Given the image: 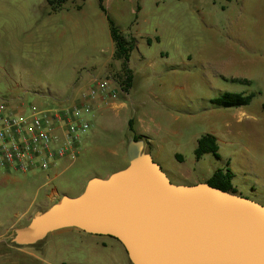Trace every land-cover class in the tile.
Wrapping results in <instances>:
<instances>
[{
	"label": "rangeland",
	"instance_id": "rangeland-1",
	"mask_svg": "<svg viewBox=\"0 0 264 264\" xmlns=\"http://www.w3.org/2000/svg\"><path fill=\"white\" fill-rule=\"evenodd\" d=\"M19 1L30 14L37 13L38 22L8 29L0 14L1 99L13 107L18 101L10 98L17 97L24 98L25 106L53 107L44 96L8 93L12 78L23 85L41 82L53 97L79 79L76 71L104 78L100 49L111 45L109 31L97 29L85 41L62 40L57 37L61 23L46 19V0ZM73 1L81 2L68 0L66 5ZM115 1L105 8L121 32L131 31L138 41L130 61L134 85L127 96L121 95L129 109L119 116L105 115L116 123L92 128L74 160L65 158L48 170L27 173L0 168V251L11 257L8 263L20 257L6 247L13 245L15 229L64 194L78 196L89 179L106 178L128 165L132 118L135 130L140 121L153 126L149 121L154 120L161 127L154 146L146 145V150L173 184L194 185L218 170H230L237 194L264 206V0ZM83 4L89 17L100 13L99 0ZM71 53L69 61L66 55ZM227 92L253 99L241 108L212 103ZM206 135L217 139L219 156L208 153L197 159L198 141ZM64 244L69 264H119L109 250L87 254L77 240Z\"/></svg>",
	"mask_w": 264,
	"mask_h": 264
},
{
	"label": "water",
	"instance_id": "water-1",
	"mask_svg": "<svg viewBox=\"0 0 264 264\" xmlns=\"http://www.w3.org/2000/svg\"><path fill=\"white\" fill-rule=\"evenodd\" d=\"M126 154V168L64 194L15 229L11 243L34 246L76 228L116 239L131 264H264L263 205L206 182L173 184L134 136Z\"/></svg>",
	"mask_w": 264,
	"mask_h": 264
},
{
	"label": "crops",
	"instance_id": "crops-1",
	"mask_svg": "<svg viewBox=\"0 0 264 264\" xmlns=\"http://www.w3.org/2000/svg\"><path fill=\"white\" fill-rule=\"evenodd\" d=\"M114 1L115 0H104V5L108 4L109 8H112V3ZM67 2L68 0H66V3L63 4V6H61V8L56 12H50V8L48 6V0H46L47 6L44 7V9H46L45 10L46 19L50 18L54 22L59 21L61 23L62 28L57 29L58 38L62 40L66 38L67 40L70 39L72 41V39L76 37L79 41L81 40L85 41L89 36L94 35L97 29H101L104 32V34L106 33L107 30L109 31V35L111 36L110 28H107L108 20L105 13H103L100 10L99 14L94 15V17H89L84 9V4H83L84 0H81V2L79 1L80 3H75L73 1L72 6L69 5L67 6L66 5ZM140 10H141L140 7H138V10L134 9L133 12L137 13V11ZM0 14H3V21L5 20L3 25L5 28L8 29L10 28L22 29L23 24L26 23V21H31L29 22L31 26L38 22L37 13L30 14V8L25 6L24 4L21 5V2L19 0H0ZM109 16L111 17L110 14ZM113 21L115 22V24L117 23L114 19ZM117 27L120 28L119 26ZM126 33L127 32H125L124 34ZM129 34L136 37L135 34L131 33V31ZM156 40L159 41L158 38H156ZM148 41H150V43H148ZM147 43L152 44V39L150 38L147 39ZM114 52H115V44L113 40L110 46H108L107 48L100 49V53H101L100 56L103 57V63L100 69H102V72L104 73L103 76L104 78H98L96 77V74L92 72L91 73L88 72L86 75H83L80 71H76L77 73L75 72V74H77V76H80L79 79L75 80L76 82L75 81L72 82V84L69 85L67 90L62 93H59L57 97L56 96L53 97L52 93L49 90L45 91L41 82H33L34 84L32 85H23L22 80L15 78L10 79L11 84L9 83L10 85L8 86L7 91L8 93L21 92L22 94L32 93L34 95L44 96L52 100L53 107H61L70 104L72 105L81 104V103L83 104L85 101L82 98V94L88 91V89L94 85V81L96 79L112 78L117 84L114 83L111 86L112 87L111 89L117 90L120 93L119 99L118 101L112 102L109 105H107L108 100L104 99L103 97H98L97 99L92 101L91 104L94 109V119H93L92 128L96 130L103 128L104 124H111L112 122H114L115 124L116 121H106V118L104 116L108 115L109 112L110 113L113 112L114 115L116 116H119L120 114H126V112L129 109V106L128 103L124 100V98L121 97V95H123V97L124 95L127 96L128 93H124L119 90L120 84L116 79V77L121 73L122 62L114 59ZM72 56H73L72 53L67 54L66 59L70 61ZM130 61H129V68H130ZM93 69H96V67H94ZM84 82H87V84H85L87 86H80L81 83ZM133 85H134V81H133ZM14 99L10 98L11 102L18 101L17 104H14L16 105L14 106V108L22 107L23 105L25 106V104H23L22 102L24 98L17 97ZM1 100H5V99L0 98V101ZM53 107H48V108H53ZM39 108H43V107H39ZM140 122L141 123H138V129L135 130V132L137 135L145 137L146 139L145 143L150 149L151 147L154 146V143L156 142L155 138H158L161 132V127L158 126L154 120L149 121V123H153V126L147 125L146 121H140ZM135 125H137L136 121L134 126ZM86 137H84V139ZM110 175L111 174H109L108 176ZM87 182L85 183V185L83 184V190L81 191V193H83ZM203 182H207V181H203ZM198 183L201 182H197V184ZM55 203L56 201L53 202V204ZM31 219L32 218H30V220ZM30 220H28L27 224L30 222ZM67 239H72L74 241L77 240L78 244H80V246L83 247L82 249L86 251L87 254L91 253L92 251H97L98 248H103L105 250L111 251L115 255V258L117 259L119 264H131L125 249L116 239L107 236L87 234L76 228H66L55 231L49 234L42 242H40V244H36L34 246L18 247L15 245H7L6 247L9 250H12L11 253L14 252L15 256L20 255V257H15L13 261L10 260L8 263L5 260L11 257H8V255L5 254L7 252L0 251V259H4V261H2V263L0 264H69V260L66 255L67 248L65 249L64 247L65 246L64 243ZM85 245H88V248H85L84 247ZM11 253L9 252V254Z\"/></svg>",
	"mask_w": 264,
	"mask_h": 264
},
{
	"label": "built area",
	"instance_id": "built-area-1",
	"mask_svg": "<svg viewBox=\"0 0 264 264\" xmlns=\"http://www.w3.org/2000/svg\"><path fill=\"white\" fill-rule=\"evenodd\" d=\"M112 78L96 79L82 94L84 103L39 108L36 105L14 108L0 101V168L21 173L48 170L62 159H75L82 142L93 127L92 101L119 99L111 89ZM119 90L122 91L120 85ZM123 92V91H122Z\"/></svg>",
	"mask_w": 264,
	"mask_h": 264
},
{
	"label": "trees",
	"instance_id": "trees-1",
	"mask_svg": "<svg viewBox=\"0 0 264 264\" xmlns=\"http://www.w3.org/2000/svg\"><path fill=\"white\" fill-rule=\"evenodd\" d=\"M65 3L66 0H48L50 12L58 11ZM99 8L107 16L111 37L115 44L114 59L122 62L121 73L116 77V79L118 80L122 91L124 93H129L134 81L132 71L129 68V61L132 52L137 47V38L131 34H124L123 32H121L113 19L109 16L104 5V0H99ZM148 43H150V41H148ZM252 99V95L246 96L245 94H235L227 92L212 103L222 108H241L244 106H248L252 102ZM134 124V119H130L128 122V127L131 136H134L136 140H144L146 142L145 137L136 134ZM218 152L219 145L217 139L212 135H206L198 141L195 155L197 159H201L205 154L208 153H213L214 155L219 156ZM233 176L234 175L230 170H228L227 172L218 170L206 183H208L212 187L230 192L232 194H236V189L234 188L232 183Z\"/></svg>",
	"mask_w": 264,
	"mask_h": 264
}]
</instances>
